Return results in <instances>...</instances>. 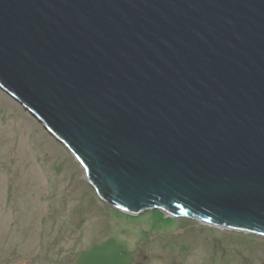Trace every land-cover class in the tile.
<instances>
[{"label":"water","instance_id":"obj_1","mask_svg":"<svg viewBox=\"0 0 264 264\" xmlns=\"http://www.w3.org/2000/svg\"><path fill=\"white\" fill-rule=\"evenodd\" d=\"M0 89L113 209L264 237V0H0Z\"/></svg>","mask_w":264,"mask_h":264},{"label":"rangeland","instance_id":"obj_2","mask_svg":"<svg viewBox=\"0 0 264 264\" xmlns=\"http://www.w3.org/2000/svg\"><path fill=\"white\" fill-rule=\"evenodd\" d=\"M110 238L130 264H264V237L103 203L73 155L0 89V264H76Z\"/></svg>","mask_w":264,"mask_h":264}]
</instances>
